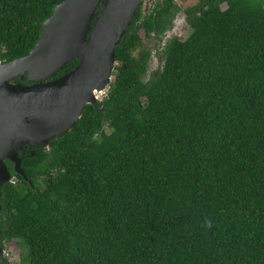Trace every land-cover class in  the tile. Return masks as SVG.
<instances>
[{
    "label": "trees",
    "instance_id": "16d2710c",
    "mask_svg": "<svg viewBox=\"0 0 264 264\" xmlns=\"http://www.w3.org/2000/svg\"><path fill=\"white\" fill-rule=\"evenodd\" d=\"M61 1L0 0V61L30 53ZM179 9L137 10L99 107L20 150L31 183L6 160L0 264L12 243L22 264H264V0L185 8L190 34L147 77L139 31L162 32Z\"/></svg>",
    "mask_w": 264,
    "mask_h": 264
},
{
    "label": "water",
    "instance_id": "95a60500",
    "mask_svg": "<svg viewBox=\"0 0 264 264\" xmlns=\"http://www.w3.org/2000/svg\"><path fill=\"white\" fill-rule=\"evenodd\" d=\"M154 1L63 0L44 21L30 53L0 61V209L2 188L16 177L6 160L32 182L20 150L48 148L51 140L73 129L87 104L99 107L98 94L113 80L117 46L140 5L146 15ZM72 59L79 60L74 69L52 78ZM26 74L30 83L16 81Z\"/></svg>",
    "mask_w": 264,
    "mask_h": 264
},
{
    "label": "rangeland",
    "instance_id": "374dc122",
    "mask_svg": "<svg viewBox=\"0 0 264 264\" xmlns=\"http://www.w3.org/2000/svg\"><path fill=\"white\" fill-rule=\"evenodd\" d=\"M155 1H160V0H155ZM154 1V2H155ZM153 2V3H154ZM198 0H176V3L180 6L181 9H185L189 6H192L196 4ZM149 4V2L146 4V6ZM153 5V4H152ZM225 4H223V7L225 8ZM151 9V8H150ZM179 12V11H178ZM174 27V29H173ZM173 27L171 30L168 32V36H176L180 39H185L191 32L190 26L188 22L185 19V15L183 14L182 10L178 14L175 15L174 21H173ZM139 34L141 35L144 46L143 48L146 50L151 51L154 53V51H158L159 49H163L164 44L162 41H157L156 39H147L145 32L143 30L139 31ZM155 57L151 58V61L149 62L148 66V72L147 76L149 73H151L153 70H155L158 67H161L162 63L159 62V60L156 59ZM114 79V75L113 78ZM108 88L103 91L102 93H99V100H101L104 95L106 94ZM3 255L10 261L11 264H22L21 262V247L18 245V243H12L8 246H6L5 249H1Z\"/></svg>",
    "mask_w": 264,
    "mask_h": 264
},
{
    "label": "flooded vegetation",
    "instance_id": "af4514ba",
    "mask_svg": "<svg viewBox=\"0 0 264 264\" xmlns=\"http://www.w3.org/2000/svg\"><path fill=\"white\" fill-rule=\"evenodd\" d=\"M172 1V0H171ZM174 1V3H176V0H173ZM157 1H155L154 3H153V6L155 5V3H156ZM158 2H160V3H164L165 2V0H160V1H158ZM143 4L144 3H142L141 5H140V7H139V10L142 12V14H143ZM153 6H152V8H153ZM151 8V9H152ZM174 8H172L171 9V11L173 10ZM181 10H182V12H183V14L185 15V19H186V21H187V14H186V12H185V9H179L178 11L179 12H181ZM150 11V10H149ZM148 11V12H149ZM176 12L175 13V15L176 14H178L179 12ZM144 15V14H143ZM169 15H171L170 13H169ZM145 16V15H144ZM174 18H175V16H174ZM174 18L172 19V21H171V23H170V26H168V27H166V29L165 30H163L162 32H158V31H153L152 32V34H150V35H147V34H145L146 35V38L147 39H156L157 41H162L163 42V44H164V47H163V49H159L158 51L156 50V51H154V53H152L151 51H150V58H149V62L151 61V58L152 57H155V55H156V59L157 60H159V62H161L162 63V65H161V67H158V68H156L155 70H153L151 73H149V75L147 76V77H149L152 73H154V72H156L157 70H159L160 68H162L163 67V64H164V60H165V55H166V53H165V45L172 39V38H174V37H176V36H168V32L171 30V28L173 27V21H174ZM188 22V21H187ZM173 29H174V27H173ZM141 30H143V29H141ZM144 31V30H143ZM145 32V31H144ZM143 46H144V42H143ZM140 52H141V49L140 50H138L137 51V55L139 56L140 55ZM149 64V63H148ZM149 66V65H148ZM147 72H148V69H147ZM25 149L27 148V147H24Z\"/></svg>",
    "mask_w": 264,
    "mask_h": 264
}]
</instances>
